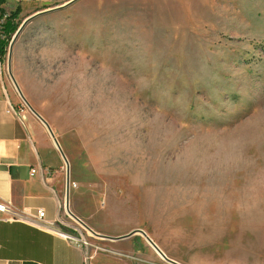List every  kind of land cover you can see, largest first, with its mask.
<instances>
[{
    "label": "rangeland",
    "instance_id": "1",
    "mask_svg": "<svg viewBox=\"0 0 264 264\" xmlns=\"http://www.w3.org/2000/svg\"><path fill=\"white\" fill-rule=\"evenodd\" d=\"M68 1L2 13L17 12L16 29L40 13L10 71L36 112L72 130L57 140L77 184L70 211L98 234L140 228L179 264H264V0ZM62 211L60 229L103 239ZM150 246L147 264H173Z\"/></svg>",
    "mask_w": 264,
    "mask_h": 264
},
{
    "label": "crops",
    "instance_id": "2",
    "mask_svg": "<svg viewBox=\"0 0 264 264\" xmlns=\"http://www.w3.org/2000/svg\"><path fill=\"white\" fill-rule=\"evenodd\" d=\"M21 1L3 0L1 7L5 8L8 3L21 4ZM24 1L43 5L50 0ZM5 88L11 105L20 108L22 98L13 82L5 80ZM5 109L6 104L0 100V202L8 207L7 211H0V264H147L148 243L141 233L138 232L144 239L137 237L138 233L130 225L121 229V233L105 234L111 237L128 234L125 237L103 238L96 244L88 241L83 246L34 224L39 221L57 227L58 217L64 219V185L61 183L64 161L46 127L34 114L24 109L15 115ZM41 116L57 140L64 141L66 133H72L60 119ZM73 132L81 141V129L77 133L75 126ZM70 190L73 188H69L68 193L69 210ZM37 209L44 212L40 220L36 218ZM99 212L103 216L109 214ZM8 217L14 219H5ZM149 254L152 259L153 255Z\"/></svg>",
    "mask_w": 264,
    "mask_h": 264
},
{
    "label": "water",
    "instance_id": "3",
    "mask_svg": "<svg viewBox=\"0 0 264 264\" xmlns=\"http://www.w3.org/2000/svg\"><path fill=\"white\" fill-rule=\"evenodd\" d=\"M75 0H69L67 2V4L73 2ZM38 14L40 13H33V14H30L28 15L27 17H25L21 23L19 24V26L17 27V29L14 31L13 35H12V38L10 40V43H9V47H8V54H7V62H6V67H7V72H8V75L11 79V81L13 82V84L15 85L19 95L21 96L22 100L25 102V104L28 106V108L30 109V111L44 124V126L46 127L49 135L51 136L52 140H53V143L55 145V147L57 148V150L59 151L63 161H64V165H65V177H64V211L66 212V214H68L70 217H72L78 224H80L82 227H84L85 229L89 230L90 232H92L94 235H97L99 237H102V238H119V237H125L126 235H121L119 237H111V236H108V235H105V234H98V233H95L94 231H92L82 220H80L77 216H75L70 210H69V207H68V193H69V164H68V161L64 155V153L62 152L61 148H60V145L56 139V137L54 136L51 128L49 127L48 123L42 118V116L36 112L30 105L29 103L26 101V99L24 98V96L22 95V93L20 92L12 74H11V71H10V52H11V49H12V46L16 40V38L18 37V35L20 34V32L23 30V28L25 27V25L33 18H35ZM139 232L144 236V238L156 249V251L158 253H160L161 256L164 257V259L170 263H173V264H179L173 260H171L170 258L166 257L161 251L160 249L145 235L144 231L143 230H140L139 229ZM132 233V232H131Z\"/></svg>",
    "mask_w": 264,
    "mask_h": 264
},
{
    "label": "built area",
    "instance_id": "4",
    "mask_svg": "<svg viewBox=\"0 0 264 264\" xmlns=\"http://www.w3.org/2000/svg\"><path fill=\"white\" fill-rule=\"evenodd\" d=\"M16 1H20V0H16ZM1 8L2 7H1V4H0V26L4 23V18L6 16L5 13H1ZM6 73L8 75L7 67H6V65L4 66V64L2 63V61L0 59V100H2L6 104L5 111L7 113H11V114H15L16 115L17 113H22V111L24 110V107H23L24 105L22 104V106L20 108H17V109H15V107L13 105H11L10 100L8 98V95L6 93V88H5V80H8L7 77H6ZM16 91H17V89H16ZM76 186H77V184L75 182H70L69 181V188H76ZM62 209H64V204L62 206ZM7 210H8V207L5 204L0 202V211H7ZM43 214H44V212H43L42 209H37V211H36L37 220H40L42 218ZM5 219L10 220V219H14V218H9L8 217V218H5ZM34 224L38 225V226L45 227V228L50 229L52 231H55V232L59 233L60 235H62L63 237L67 238V239H73V240L77 241L80 245L85 246V245L88 244V241L84 238L82 233H79V236L77 238H74L73 236L68 234V232H65L64 230L60 229V227H58V224H60L62 226H67V224L65 223V221L63 220V218L61 216L58 217V219H57V227H50L48 225H44V224L40 223L39 221H35ZM82 228H84V227H82ZM74 229L78 231L77 228H74ZM87 233H90V235H94V234H91L92 232H90V231L89 232L87 231Z\"/></svg>",
    "mask_w": 264,
    "mask_h": 264
},
{
    "label": "trees",
    "instance_id": "5",
    "mask_svg": "<svg viewBox=\"0 0 264 264\" xmlns=\"http://www.w3.org/2000/svg\"><path fill=\"white\" fill-rule=\"evenodd\" d=\"M3 2V0H0V4ZM2 13V8H1ZM17 15V12H14L12 14H9L5 20L4 23L0 26V37L3 36L5 33H12L16 29V25L10 21V18H15ZM3 41L0 39V54L4 53L3 49Z\"/></svg>",
    "mask_w": 264,
    "mask_h": 264
},
{
    "label": "bare ground",
    "instance_id": "6",
    "mask_svg": "<svg viewBox=\"0 0 264 264\" xmlns=\"http://www.w3.org/2000/svg\"><path fill=\"white\" fill-rule=\"evenodd\" d=\"M146 235V234H145ZM149 238V237H148ZM150 239V238H149ZM147 241V240H146ZM148 242V241H147ZM149 243V242H148ZM150 244V243H149ZM151 245V244H150ZM152 246V245H151ZM153 247V246H152ZM153 249L156 251V249L153 247ZM161 251V250H160ZM157 252V251H156ZM162 252V251H161ZM158 253V252H157ZM158 255H160V253H158ZM161 256V255H160ZM163 259H164V257L163 256H161Z\"/></svg>",
    "mask_w": 264,
    "mask_h": 264
}]
</instances>
